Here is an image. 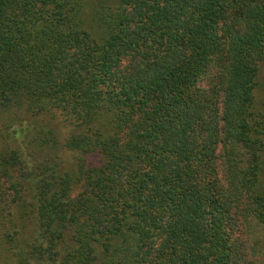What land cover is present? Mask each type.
I'll use <instances>...</instances> for the list:
<instances>
[{
  "label": "trees",
  "instance_id": "obj_1",
  "mask_svg": "<svg viewBox=\"0 0 264 264\" xmlns=\"http://www.w3.org/2000/svg\"><path fill=\"white\" fill-rule=\"evenodd\" d=\"M262 65L264 0H0L23 264H264Z\"/></svg>",
  "mask_w": 264,
  "mask_h": 264
},
{
  "label": "rangeland",
  "instance_id": "obj_2",
  "mask_svg": "<svg viewBox=\"0 0 264 264\" xmlns=\"http://www.w3.org/2000/svg\"><path fill=\"white\" fill-rule=\"evenodd\" d=\"M98 0H93L96 3ZM259 87L256 92L257 101L260 103L261 109L264 111V65L261 66L259 73ZM5 116L2 114L0 122V150L4 142H10V138L5 136L6 131L2 127ZM19 124L23 126V123H13L12 128L8 130H16L19 128ZM21 137V136H20ZM20 147L27 153L23 144V137L20 139ZM11 194L8 191L5 200H0V264H23L22 258L19 257L23 250V232L25 229L30 231L33 224L28 220L27 216L20 214L15 204H11ZM31 264H38L29 262Z\"/></svg>",
  "mask_w": 264,
  "mask_h": 264
}]
</instances>
